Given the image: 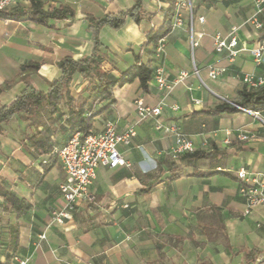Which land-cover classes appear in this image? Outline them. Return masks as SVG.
<instances>
[{"label":"crops","instance_id":"crops-1","mask_svg":"<svg viewBox=\"0 0 264 264\" xmlns=\"http://www.w3.org/2000/svg\"><path fill=\"white\" fill-rule=\"evenodd\" d=\"M41 2L44 9L68 7L74 15L46 24L0 19V108L10 105L26 84L45 91L59 76L60 59L79 60L91 54L87 17L125 13L136 4V0ZM176 2L140 0V23L126 17L119 29L104 26L99 31L105 72L123 78L139 56L142 64L162 67L169 81L180 72L187 75L172 90H159L149 82L144 91L134 79L114 87L108 100L94 104L99 113L90 131L100 132L106 121H112L119 133L132 127L135 136L129 147H118L128 166L96 170L93 204H78L63 224L51 222V212L63 205L59 185L65 178L51 151L72 136L65 104L54 116L36 110L33 122L30 115L15 116L3 125L0 187L25 200L29 209L18 218L0 195V264L10 256L8 264H18L15 257L25 264H252L264 254V204L243 215L245 200L239 190L245 183L236 175L244 169L249 178L256 174L264 178V110L258 117L242 110L217 116L206 113L223 102L232 105L244 89L264 88L250 89L242 82L244 75L264 72V53L257 65L249 52L264 41V11L258 15L263 27L256 31L249 21L256 12L254 0H191L192 22L182 8L184 24L164 37V50L156 56L154 49L142 47L146 34L163 26ZM29 6V0H20L8 12L18 15ZM232 27L237 28L239 47L245 48L233 59L226 51L217 53L213 44L214 35L228 36ZM192 33L199 38L193 61ZM30 64L39 67H24ZM208 66L225 71L211 79ZM85 84L81 77L70 84L74 100ZM138 98L148 107L162 105V123L177 126L192 141L194 152L202 155L187 162L173 160L174 138L157 131L153 120L136 116ZM170 106L178 110L173 112ZM238 129L254 138L238 140ZM38 133L48 137L50 153L30 141ZM12 227L18 232L15 252L9 247ZM42 234L45 239L39 240ZM254 251L257 256L247 262L245 254Z\"/></svg>","mask_w":264,"mask_h":264},{"label":"built area","instance_id":"built-area-1","mask_svg":"<svg viewBox=\"0 0 264 264\" xmlns=\"http://www.w3.org/2000/svg\"><path fill=\"white\" fill-rule=\"evenodd\" d=\"M20 0H0V11H6L15 6ZM51 2L54 0H41ZM255 14L250 18V23L254 30L260 31L263 27L258 15L264 11V0H254ZM187 9L189 13V22H192V4L191 0H177L174 6V12L171 19V30L181 27L184 20L181 14V9ZM200 21L203 18H199ZM236 27L231 28V33L228 36L216 34L213 36L214 50L217 53L226 51L229 58L233 59L238 53L244 51L245 48L239 47L238 38L236 36ZM199 38H195L193 33L190 38V54L193 61L194 50L199 45ZM164 38H161L155 49V55L159 56L164 50ZM254 58V62L259 65L263 60L264 41L257 48L249 50ZM208 76L211 79H216L224 69L208 66ZM193 73L199 79V71L194 66ZM186 72H180L175 80L169 81L162 67L152 68V78L150 80L159 90H172L178 83L182 82L186 77ZM242 82L250 89L264 87V72L259 75L247 74L242 77ZM135 112L139 119H151L154 121V127L157 131L163 134H169L174 138V144L170 151V156L173 160L179 159L183 155L192 154L194 145L188 135L183 133L175 125H164L160 120L163 113V106L148 107L144 105L141 98L135 100ZM169 110L176 112L178 106H170ZM247 114L258 117V112L250 109L239 108ZM228 134V133H227ZM135 136V131L132 127L127 128L124 132L119 133L116 130L115 123L106 121L104 128L100 132L90 131L87 134H82L77 131L61 147H53L51 155L55 156L59 161L65 178L59 185V191L63 200V205L60 209L51 212V222L63 224L65 220H70L73 212L80 203L93 204L95 196L91 190V185L96 178V170L100 167L116 168L128 163L124 160L123 154L118 149L119 146L129 147L131 138ZM236 137L240 141H248L254 138V135L244 131L243 129L236 130ZM229 143L228 140L225 141ZM237 178L245 183L240 188V193L245 200L243 215H249L253 209L264 204V178H260V174H256L254 178H249L248 173L244 169H239L236 172ZM251 182V185L247 183ZM127 207V205H123ZM39 240H44V234L38 236ZM14 260L18 264H25L24 260L15 257ZM252 264H264V254L260 255Z\"/></svg>","mask_w":264,"mask_h":264},{"label":"trees","instance_id":"trees-1","mask_svg":"<svg viewBox=\"0 0 264 264\" xmlns=\"http://www.w3.org/2000/svg\"><path fill=\"white\" fill-rule=\"evenodd\" d=\"M30 6L21 11L18 15L6 11H0V19H14L17 21L29 20L38 24H46L49 20L64 19L67 16H73V11L68 7H51L44 9L43 3L39 0H29ZM174 12L172 5L165 15V22L162 27L153 29L146 34V43L142 46L144 49H155L158 41L164 38L171 31V19ZM130 17L134 22L140 23L143 19L140 0L125 13L120 12L116 15L105 14L100 18L87 17V30L92 35L93 50L90 55L84 56L79 60L71 57H64L57 62L59 76L56 80L48 83L45 91L37 90L29 84H26L23 91L8 106L0 108V134L3 131V125L15 116H23L34 121L33 116L36 110H44L47 116H54L60 112L62 104H65L70 116L71 134L79 131L87 134L91 130L92 121L99 111L94 110V104L99 101L108 100L112 94V89L116 86H122L126 83L138 79L144 91L148 88V83L152 78V68L140 62L139 56H136V64L130 67L123 74V78H118L105 72L102 66L106 57L101 52V43L99 41V31L108 26L112 29H119L125 23V18ZM25 68L37 69L38 64H30ZM76 77H81L86 81L77 100L70 95L69 86ZM86 94V96H84ZM250 109L259 112L264 110V88L250 92L245 89L240 91V99L233 104L220 103L212 108L207 114L217 116L223 113H233L240 109ZM34 146H40L45 153H50L51 148L47 146L48 137L42 133L30 138ZM43 144V145H42ZM46 145V146H44ZM202 154L194 152L180 157V162H187L189 159L200 157ZM226 175H231L227 174ZM178 175L173 176L176 178ZM0 195L5 198L8 204L17 212V217L21 218L29 209V204L12 195L9 191L0 187ZM10 234V250L15 252L18 247V232L16 227H12ZM257 256V252H248L245 254L247 262L252 261ZM12 256L8 257L5 264L9 263Z\"/></svg>","mask_w":264,"mask_h":264}]
</instances>
